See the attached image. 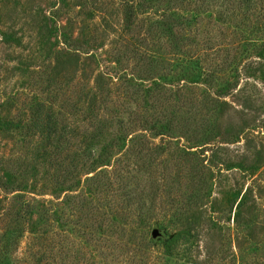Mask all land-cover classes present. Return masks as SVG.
<instances>
[{
  "label": "rangeland",
  "instance_id": "obj_1",
  "mask_svg": "<svg viewBox=\"0 0 264 264\" xmlns=\"http://www.w3.org/2000/svg\"><path fill=\"white\" fill-rule=\"evenodd\" d=\"M0 264H264V0H0Z\"/></svg>",
  "mask_w": 264,
  "mask_h": 264
},
{
  "label": "water",
  "instance_id": "obj_2",
  "mask_svg": "<svg viewBox=\"0 0 264 264\" xmlns=\"http://www.w3.org/2000/svg\"><path fill=\"white\" fill-rule=\"evenodd\" d=\"M156 235H157V231L154 230V231L152 232V237H155Z\"/></svg>",
  "mask_w": 264,
  "mask_h": 264
}]
</instances>
